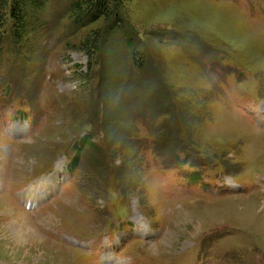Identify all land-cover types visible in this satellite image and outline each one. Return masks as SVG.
I'll return each mask as SVG.
<instances>
[{
	"label": "rangeland",
	"instance_id": "obj_1",
	"mask_svg": "<svg viewBox=\"0 0 264 264\" xmlns=\"http://www.w3.org/2000/svg\"><path fill=\"white\" fill-rule=\"evenodd\" d=\"M13 3L0 264H264V0Z\"/></svg>",
	"mask_w": 264,
	"mask_h": 264
},
{
	"label": "trees",
	"instance_id": "obj_2",
	"mask_svg": "<svg viewBox=\"0 0 264 264\" xmlns=\"http://www.w3.org/2000/svg\"><path fill=\"white\" fill-rule=\"evenodd\" d=\"M70 10L73 11L77 17V23H84L85 20H89V23H96L100 19H104L105 22L112 21V17L117 15L116 10H110V6H114L113 1L117 0H69ZM31 4L32 11L43 9L45 6V0H18V5L13 3L12 13L14 20L18 21V31L16 37L23 34L24 27L26 26L25 18L27 13L23 8L26 9L28 4ZM27 11V10H26ZM119 21L121 20L119 16L116 17ZM3 16H0V21ZM17 23V22H16ZM77 162V161H76Z\"/></svg>",
	"mask_w": 264,
	"mask_h": 264
},
{
	"label": "bare ground",
	"instance_id": "obj_3",
	"mask_svg": "<svg viewBox=\"0 0 264 264\" xmlns=\"http://www.w3.org/2000/svg\"><path fill=\"white\" fill-rule=\"evenodd\" d=\"M15 209H19V207L18 206H15ZM19 213H21V214H17L16 215V217H14L15 218V220H14V224H16V223H19V219H21L22 221H23V223L25 224V225H27V226H29L30 225V222H29V219H27L26 218V216L25 215H23L22 214V212H19ZM13 217V216H12ZM21 222V221H20ZM19 224H17V226H18ZM14 228V227H13ZM14 231H15V233L17 234V236L18 237H20L21 238V236L19 235L20 233H19V231H20V229H19V226L18 227H15L14 228ZM29 231H32V236H37V232L36 231H33L32 229H30ZM48 242V241H47ZM19 244V243H18ZM44 244H47V243H44ZM24 245V244H23ZM54 247H56L55 245H54Z\"/></svg>",
	"mask_w": 264,
	"mask_h": 264
}]
</instances>
